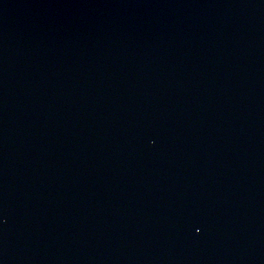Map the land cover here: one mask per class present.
<instances>
[{"label":"water","instance_id":"1","mask_svg":"<svg viewBox=\"0 0 264 264\" xmlns=\"http://www.w3.org/2000/svg\"><path fill=\"white\" fill-rule=\"evenodd\" d=\"M0 264H264V0H0Z\"/></svg>","mask_w":264,"mask_h":264}]
</instances>
